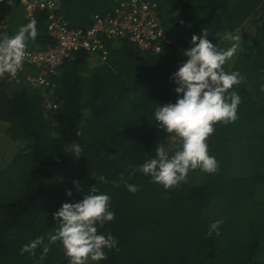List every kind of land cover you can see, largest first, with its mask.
Here are the masks:
<instances>
[{
  "label": "trees",
  "instance_id": "obj_1",
  "mask_svg": "<svg viewBox=\"0 0 264 264\" xmlns=\"http://www.w3.org/2000/svg\"><path fill=\"white\" fill-rule=\"evenodd\" d=\"M156 1L161 7L162 0ZM168 2L183 15L176 19L159 8L171 40L159 52L129 39L105 38L106 60L75 53L46 92L0 77V264H69L60 241L49 245L43 259V246L35 255L21 249L41 236L48 244V233L59 228L53 213L63 203L82 200L94 185L98 194L110 196L109 210L115 213L98 232H111L120 249H105L107 259L95 264H263L264 98L254 94V82L264 78V0ZM117 5L116 0H61L60 9L71 26L88 28L95 14L114 13ZM33 18L37 37L27 44H54L45 14L38 11ZM205 28L221 50L238 44L226 71L246 77L230 90L241 97L238 118L217 123L207 140L219 165L216 173L190 170L179 187L165 190L133 169L155 157L158 145L172 143L155 108L182 95L175 92L172 74L187 61L183 50L191 37ZM14 31L0 30V38ZM229 34L242 40H230ZM45 96L57 106L50 107ZM73 141L81 145L79 157L64 152ZM181 148L177 137L165 150L171 156ZM101 175L107 182L96 180ZM125 182L139 191L129 192ZM216 220L223 221L220 234L208 237Z\"/></svg>",
  "mask_w": 264,
  "mask_h": 264
},
{
  "label": "clouds",
  "instance_id": "obj_2",
  "mask_svg": "<svg viewBox=\"0 0 264 264\" xmlns=\"http://www.w3.org/2000/svg\"><path fill=\"white\" fill-rule=\"evenodd\" d=\"M36 37L35 18L20 26L15 35L9 37L7 33L3 34L0 38V77L6 73L15 77L22 69L27 42ZM208 37L206 28L202 29V35L194 34L191 37L190 46L183 50L188 59L171 77L177 85L175 92L182 95L175 103L157 105L154 112L159 127L168 134V140L175 142L179 137L182 148L170 156L163 145H158L155 157L133 169V174L136 171L142 172L150 176L152 182L161 184L165 190L179 187L181 182L186 181L190 170L199 168L209 174L216 173L219 165L216 157L209 154L207 140L215 132L214 126L217 123L227 125L238 118L241 97L230 90L246 82V77L239 71L226 72L223 67L236 53L238 44L234 43L228 49L221 50ZM228 39L239 41L240 37L229 34ZM77 135L80 133L77 132ZM64 152L74 153L79 157L82 148L73 141ZM95 178L107 182L103 175ZM125 186L131 193L139 191L137 185L125 182ZM66 195L71 197L72 191L67 190ZM110 199L106 193L98 194L94 185L90 193L84 195L79 202L63 203L53 213V217L59 222V228L55 233H48V244L44 243L45 237H37L24 245L21 253L35 255L37 247L43 246V259L49 251V245L60 241L69 264L106 260L105 249L120 250L118 239L111 232L107 235L98 232V226L103 227L106 222L115 219L114 211L109 210ZM222 223V220L211 223L207 236L211 237L213 232L218 236Z\"/></svg>",
  "mask_w": 264,
  "mask_h": 264
},
{
  "label": "built area",
  "instance_id": "obj_3",
  "mask_svg": "<svg viewBox=\"0 0 264 264\" xmlns=\"http://www.w3.org/2000/svg\"><path fill=\"white\" fill-rule=\"evenodd\" d=\"M3 1V0H2ZM9 2V0H7ZM21 3L28 14L43 12L46 17L48 35L54 40L45 48L27 44L22 69L15 77H3L26 83L44 92L55 87V78L65 61L79 51L99 54L103 60L109 55L105 38L129 39L143 50L159 52L169 39L162 25L159 3L156 0H116L114 13L102 16L95 14L88 28L73 27L60 9L61 0H10ZM50 107H56L49 103Z\"/></svg>",
  "mask_w": 264,
  "mask_h": 264
},
{
  "label": "rangeland",
  "instance_id": "obj_4",
  "mask_svg": "<svg viewBox=\"0 0 264 264\" xmlns=\"http://www.w3.org/2000/svg\"><path fill=\"white\" fill-rule=\"evenodd\" d=\"M7 1V0H6ZM162 6L159 7L160 8V11L162 10V13L163 15H170L173 17L176 16L175 18L176 19H179V18H182V15H183V9L182 8H175V7H172L170 6V2H168V0H162ZM17 5L15 6H11V5H8L9 6V12H10V15L9 17L7 18V22L9 24V28H14V26L16 25V21H20V25H17L15 27V31L16 33L18 32L20 26L22 25H26V22L29 23L30 22V19L29 17H32L34 16L37 12H35L34 14H32V16L30 14L27 13V11L25 10V7L24 5H22L21 3H15ZM117 4V2H116ZM23 21V22H21ZM47 24V22H46ZM2 30H4V27H2ZM10 37V36H9ZM2 38V37H1ZM241 39V38H240ZM242 40V39H241ZM239 40V42L241 41ZM222 42V40L220 41ZM228 49V48H226ZM240 50V49H238ZM236 54H237V51L236 53L233 55V57L229 60L226 61L225 65L223 66L224 67V70L227 71V69L229 68V65H231L236 57ZM186 59H188V57H186ZM94 62V61H93ZM181 66V65H180ZM264 78H260V79H257L255 82H254V94L256 96H259V97H263L264 98ZM45 101H48V97L45 96ZM3 126L1 125L0 123V133L2 134L3 132ZM12 143V142H11ZM174 144V142L170 143V145L168 144H164L163 146L166 148V149H169L170 146H172ZM11 145V144H10ZM10 145L6 146L7 148L10 147ZM9 156L11 154V151L8 153ZM96 261H89L88 264H95ZM263 264H264V260H262Z\"/></svg>",
  "mask_w": 264,
  "mask_h": 264
},
{
  "label": "crops",
  "instance_id": "obj_5",
  "mask_svg": "<svg viewBox=\"0 0 264 264\" xmlns=\"http://www.w3.org/2000/svg\"><path fill=\"white\" fill-rule=\"evenodd\" d=\"M8 5L15 6L17 4L10 3V2H8L6 0H3V1L0 0V30H2V27H4V30L7 29V28H9V24L7 22V18L10 15L9 6ZM16 22L17 23H16V25L13 28L14 30H15V27L17 25H20V21H16ZM21 22H23V21H21ZM14 32H16V31H14Z\"/></svg>",
  "mask_w": 264,
  "mask_h": 264
}]
</instances>
